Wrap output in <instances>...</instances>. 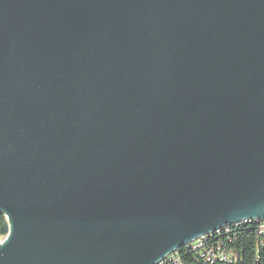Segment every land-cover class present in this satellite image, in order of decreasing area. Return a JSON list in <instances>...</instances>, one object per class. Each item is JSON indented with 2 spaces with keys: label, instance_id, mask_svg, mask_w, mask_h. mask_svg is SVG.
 <instances>
[{
  "label": "water",
  "instance_id": "obj_1",
  "mask_svg": "<svg viewBox=\"0 0 264 264\" xmlns=\"http://www.w3.org/2000/svg\"><path fill=\"white\" fill-rule=\"evenodd\" d=\"M0 213V264L264 221V0H0Z\"/></svg>",
  "mask_w": 264,
  "mask_h": 264
},
{
  "label": "trees",
  "instance_id": "obj_2",
  "mask_svg": "<svg viewBox=\"0 0 264 264\" xmlns=\"http://www.w3.org/2000/svg\"><path fill=\"white\" fill-rule=\"evenodd\" d=\"M5 216L0 213V229ZM264 222L250 220L225 226L201 240L182 246L175 260L166 259L161 264H264ZM3 237H0V240ZM211 251L210 259L207 252ZM223 254L226 258H221ZM177 259V260H176Z\"/></svg>",
  "mask_w": 264,
  "mask_h": 264
},
{
  "label": "built area",
  "instance_id": "obj_3",
  "mask_svg": "<svg viewBox=\"0 0 264 264\" xmlns=\"http://www.w3.org/2000/svg\"><path fill=\"white\" fill-rule=\"evenodd\" d=\"M261 222H264V221H261ZM264 232V231H262ZM219 233V232H217ZM2 241V239L0 240V242ZM205 241H202L201 244H198L196 245V247H201L202 244L204 243ZM210 254H211V251H208L207 252V257L210 259ZM221 258H226V256H224L223 254L220 255ZM175 258V253H171L169 255L166 256V262L169 261V260H173ZM175 260V259H174ZM177 260V259H176Z\"/></svg>",
  "mask_w": 264,
  "mask_h": 264
},
{
  "label": "bare ground",
  "instance_id": "obj_4",
  "mask_svg": "<svg viewBox=\"0 0 264 264\" xmlns=\"http://www.w3.org/2000/svg\"><path fill=\"white\" fill-rule=\"evenodd\" d=\"M250 220H251V219H250ZM250 220H244V221H242V222H248V221H250ZM259 222H260V221H259ZM238 223H241V222H238ZM234 224H235V223H234ZM230 225H232V224H230ZM226 226H228V225H226ZM224 227H225V226H224ZM222 228H223V227H222ZM219 230H220V229H219ZM217 231H218V230H217ZM217 231H216V232H217ZM214 233H215V232H214ZM211 234H213V233H211ZM209 235H210V234H209ZM205 236H207V235H205ZM205 236H203V237H201V238H199V239H197V240H194V241H192V242H195V241H198V242H199L200 240L202 241L203 238H204ZM192 242H190V243H192ZM188 244H189V243H188ZM186 245H187V244H186ZM177 250H178V249H177ZM175 251H176V250H175ZM175 251H174V252H175ZM174 252H173V253H174ZM165 259H166V257H165L164 259H162L161 261H159L157 264H161V262H162L163 260H165Z\"/></svg>",
  "mask_w": 264,
  "mask_h": 264
},
{
  "label": "rangeland",
  "instance_id": "obj_5",
  "mask_svg": "<svg viewBox=\"0 0 264 264\" xmlns=\"http://www.w3.org/2000/svg\"><path fill=\"white\" fill-rule=\"evenodd\" d=\"M3 240V239H2Z\"/></svg>",
  "mask_w": 264,
  "mask_h": 264
}]
</instances>
